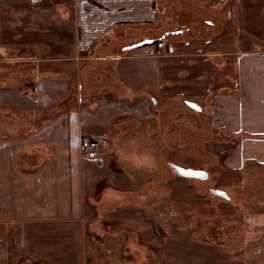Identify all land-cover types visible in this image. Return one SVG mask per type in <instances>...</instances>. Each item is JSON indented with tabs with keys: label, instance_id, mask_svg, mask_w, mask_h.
Segmentation results:
<instances>
[{
	"label": "crops",
	"instance_id": "obj_1",
	"mask_svg": "<svg viewBox=\"0 0 264 264\" xmlns=\"http://www.w3.org/2000/svg\"><path fill=\"white\" fill-rule=\"evenodd\" d=\"M223 2L0 0V58L13 53V85H2L0 76V107L3 93L13 98L5 103L13 105V141L0 134V264H87L86 229L103 217L110 228L98 231L105 243L95 249L104 244L111 254L104 264H150L146 253L158 258L160 243L146 251L155 230L139 207L145 197L133 195L131 174L146 169L149 120L173 112L181 93L186 99L210 95L212 126L235 138L231 166L250 161L264 170V0L225 6L233 28L208 45L172 39L131 49L119 61L105 56L133 29L162 31L174 4L199 13ZM95 62L108 63L112 79L100 82L98 94L95 85L86 94L82 80L94 73ZM90 139L100 143L94 158L83 147ZM136 139L145 147L135 146ZM130 200L137 205L133 213ZM127 217L141 218L140 229ZM131 234L142 242L131 245ZM92 264H100L98 258Z\"/></svg>",
	"mask_w": 264,
	"mask_h": 264
},
{
	"label": "rangeland",
	"instance_id": "obj_2",
	"mask_svg": "<svg viewBox=\"0 0 264 264\" xmlns=\"http://www.w3.org/2000/svg\"><path fill=\"white\" fill-rule=\"evenodd\" d=\"M232 2L234 0H225L221 9H204L199 13H196L195 8L174 4L170 11L167 9L169 15H163V24L168 26L162 31L153 28L150 35L154 38L164 34L162 43H169L174 39L181 41L180 44L188 45L194 40H201L204 45H208L213 39L212 36L217 34L218 37L222 32L226 33L233 28L232 22L230 23L233 17H230L229 11L225 9V6L231 5ZM188 17L193 19V24L190 22L186 25ZM133 30L113 45L114 50L107 49L105 56L108 60L119 61L120 57L127 55L128 50H122L124 47L143 40H137L134 33L139 32ZM141 48L142 46L136 49ZM19 65L25 67V64ZM92 68L94 73L90 77L86 75L81 84L82 91L85 87L86 94L93 93V90L89 92V89L94 85L98 89L93 94H98L112 79L107 74L109 70L112 71L108 63L95 62ZM1 73L2 85H13V53L0 58V76ZM103 74H107V79H104ZM104 80L105 84L100 83ZM210 90L213 91L209 89V93ZM2 95L0 134L2 138L7 136L9 138L6 140L13 141V105L7 106L13 103V98L9 99L5 93ZM183 97L181 93L177 106L172 109L173 112L155 113L156 118L149 120L150 135L145 144L150 151L145 155L146 162L134 161L135 166L145 162L146 169H133L131 174V181L135 184L132 185L133 195L140 193L145 197L144 204L140 202L139 207L143 209L144 205L145 219L151 222L155 230V235L149 239L151 244L146 245V251L151 249L150 247L158 248L159 243L163 246L162 254L156 252L155 256L158 258L155 259L143 251L145 263L264 264V170H258L250 161L241 166H231L230 162H235L234 155L230 153L233 151L235 138L212 126L210 95L205 99ZM103 98L99 97L101 100ZM94 99L97 97L94 96ZM186 100L194 101L201 110L188 106ZM152 119L155 122H152ZM140 128V131L144 129L143 126ZM135 142V146L145 147L137 139ZM85 146L86 144L83 145L84 149ZM130 156L135 157L134 153ZM139 156L143 157V154ZM171 164L202 170L207 176L204 179L183 177L174 171ZM213 189L224 191L229 199L213 196L210 192ZM106 204L108 208H112L111 204ZM129 205L133 213L132 210L137 206L135 201L130 200ZM105 218H97L103 222H98L97 226L93 223V227L86 229L84 256L87 264H92L97 258L100 264L112 259L104 244L95 249V244L105 240L103 236L97 235L98 231L104 232L103 229L110 228ZM127 218L130 220V227L140 229L143 221L141 218ZM133 239L142 242L139 235L131 234V245ZM167 246L170 247L168 250ZM130 249L136 257L142 256L138 254L141 252L139 248ZM112 256L115 258V251ZM132 264H135V261H132Z\"/></svg>",
	"mask_w": 264,
	"mask_h": 264
},
{
	"label": "water",
	"instance_id": "obj_3",
	"mask_svg": "<svg viewBox=\"0 0 264 264\" xmlns=\"http://www.w3.org/2000/svg\"><path fill=\"white\" fill-rule=\"evenodd\" d=\"M163 38H164V35H163ZM153 41H154L153 39L146 38V39H144L142 41L134 43L131 46L126 47L125 50L129 51L131 49L140 47V46H142L144 44L152 43ZM186 104L188 106L198 110V111L201 110L200 109L201 107L199 105H197L196 103H194V102L187 101ZM171 167L174 169V171L177 174H179L180 176H183V177L205 178L207 176V173L205 171H202V170H194V169H190V168H183V167L175 165V164H171ZM220 191L221 190H215V193L223 196L225 199H229V197L227 196V194L224 191H221V192Z\"/></svg>",
	"mask_w": 264,
	"mask_h": 264
},
{
	"label": "built area",
	"instance_id": "obj_4",
	"mask_svg": "<svg viewBox=\"0 0 264 264\" xmlns=\"http://www.w3.org/2000/svg\"><path fill=\"white\" fill-rule=\"evenodd\" d=\"M99 148H100L99 141L96 139H91L87 142L84 151L87 156L94 158L97 157Z\"/></svg>",
	"mask_w": 264,
	"mask_h": 264
},
{
	"label": "trees",
	"instance_id": "obj_5",
	"mask_svg": "<svg viewBox=\"0 0 264 264\" xmlns=\"http://www.w3.org/2000/svg\"><path fill=\"white\" fill-rule=\"evenodd\" d=\"M188 14V13H187ZM191 20V21H190ZM193 19L191 18V17H188V20L186 21V25L187 24H190V22H191V24H193ZM197 22V21H196ZM134 36L137 38V40H140L141 38L144 40V39H146V38H150V39H152L153 37H149V36H151L150 35V33H139V34H134ZM159 36H161V35H159ZM159 36H156V37H154L153 38V42L154 43H160L161 41H163V39H160L159 38ZM177 36V35H176ZM121 58V57H120ZM119 58V59H120Z\"/></svg>",
	"mask_w": 264,
	"mask_h": 264
},
{
	"label": "flooded vegetation",
	"instance_id": "obj_6",
	"mask_svg": "<svg viewBox=\"0 0 264 264\" xmlns=\"http://www.w3.org/2000/svg\"><path fill=\"white\" fill-rule=\"evenodd\" d=\"M192 178H195V177H192ZM199 179H204V178H199ZM260 183H261V182H260ZM257 190H260V189H257ZM210 192H211V194H212L213 196H217V197H222V198H224L223 196H221V195H219V194H216L214 189H213V190H210ZM220 192H221V191H220Z\"/></svg>",
	"mask_w": 264,
	"mask_h": 264
}]
</instances>
